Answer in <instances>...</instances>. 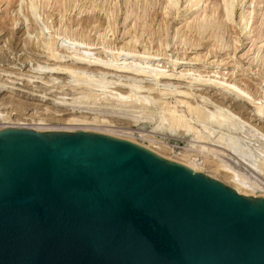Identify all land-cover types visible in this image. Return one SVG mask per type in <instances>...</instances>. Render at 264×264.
Returning <instances> with one entry per match:
<instances>
[{
	"label": "water",
	"instance_id": "1",
	"mask_svg": "<svg viewBox=\"0 0 264 264\" xmlns=\"http://www.w3.org/2000/svg\"><path fill=\"white\" fill-rule=\"evenodd\" d=\"M0 264H264V196L105 133L0 128Z\"/></svg>",
	"mask_w": 264,
	"mask_h": 264
},
{
	"label": "rangeland",
	"instance_id": "2",
	"mask_svg": "<svg viewBox=\"0 0 264 264\" xmlns=\"http://www.w3.org/2000/svg\"><path fill=\"white\" fill-rule=\"evenodd\" d=\"M20 1L10 0L8 3L0 0V83L4 85L0 86V111L4 113L0 117V123L22 122L28 127L49 129L69 126L66 121L71 116L87 120L94 117H98V120L106 119L107 125H100L101 122L96 123L100 126L92 125L127 135L139 143L151 146L163 157L182 164L196 161L200 170L215 175L217 180L227 186L232 187L235 184L232 173H237L244 181H258L256 187H261L256 190L264 193V172L253 161L257 156H262L259 149L264 154V118L255 115L256 104L264 105V0H234L231 16L224 11L227 0H34V12L30 8L29 0ZM241 7L245 8L244 12L246 10L245 25L238 17ZM79 19L82 21L79 22ZM24 23L31 25L29 37ZM205 24L207 27L204 28ZM22 26L24 29H21ZM41 32H44V36ZM67 38L83 39L90 46L86 43L72 45V41L69 42ZM46 41L54 43V56H60L62 60L69 59L73 53L87 54L91 59L100 57L113 60L117 57L118 60L120 57L117 53H120L121 58L126 59H119L117 64H128L130 61L133 65L136 62H146L149 67L155 64L158 69L163 68L168 74L173 73V81L180 72L192 68L180 80L182 83L179 86L187 87L190 79L194 77L206 80L207 84L196 86L193 93H202L209 100L203 102L195 96L193 101L199 100L201 105L220 115L225 122L236 120L238 127L231 137L225 133H217V139L212 143H205L209 149H204L201 140L180 131L171 132L164 126L163 129L158 128L155 119L139 117L131 109L114 110L105 104L96 108L75 104L73 102L80 94L78 89L71 87L73 80L69 75L56 73L50 78L48 74L33 72L38 64L56 66V60L47 55L49 51L45 48ZM121 47L135 48L141 53L118 52ZM144 49L151 53L150 57L149 54L142 55ZM155 52L162 54L152 57ZM176 57L179 59L174 60ZM227 80L248 92L243 99L246 102L213 87L212 81H221L222 84ZM146 83L152 84L149 77L145 79ZM165 99L171 105L175 104L174 98ZM182 109L179 107V110ZM238 119L245 124L241 126ZM38 122L43 125H36ZM247 127L248 130H243ZM249 128L252 129L251 132L254 131L253 134L248 133ZM235 141L241 144L240 152L234 151L230 146ZM244 153L251 154L248 157L251 161L244 159L247 157Z\"/></svg>",
	"mask_w": 264,
	"mask_h": 264
},
{
	"label": "bare ground",
	"instance_id": "3",
	"mask_svg": "<svg viewBox=\"0 0 264 264\" xmlns=\"http://www.w3.org/2000/svg\"><path fill=\"white\" fill-rule=\"evenodd\" d=\"M6 1L8 3L10 2V0H6ZM29 1L31 2L30 8L32 7L31 8L32 12H34L33 6L35 5V2H34V0H29ZM169 1L172 2V0H169ZM188 1H190V0H188ZM23 2H25V1H23ZM167 2H166V4H169ZM233 3H234V0H229V1L227 0V2L225 3V5H224L225 10L224 9L223 10L226 11L225 12L226 15H230L232 13L233 10H231V7L233 8V6H234ZM173 4H174V2H173ZM36 6H37V4H36ZM36 6H35V8H36ZM244 9L245 8H242V10H240V12H238V17L240 18V20L243 23H244L245 19H247L246 18L247 16H245L246 10L244 12ZM21 11H22V9H21ZM81 21L79 19V22H81ZM89 21H88V23L91 24V21L90 22ZM14 22L17 24L16 21H14ZM76 22H78V21H76ZM86 22H84V23H86ZM93 22H96V21L93 20ZM99 23H101V22H99ZM253 23H254V21H253ZM82 24H83V22L81 23V26H82ZM245 24H247V23H244V25ZM24 25H25V23H24ZM84 25H86V24H84ZM100 25H102V24H100ZM30 26L27 24L25 25V28H26L25 31H26L27 37H29L28 35H29L30 29H31ZM88 26L89 25L87 24V27ZM209 26H210V24H208V28H209ZM18 27L20 29V26H18ZM203 27L204 28L207 27V24H205ZM16 29H17V26H16ZM21 29H24V26H22ZM39 30L41 31V29H39ZM201 31H202V29H201ZM41 33H42L41 35H43L44 32H41ZM80 34L81 33H79V35ZM41 35H39V36H41ZM28 39H30V38H28ZM67 39L69 40V42L72 41L73 44L70 43L72 45H74V43H76L75 46H78L79 44L86 43V42L82 41L83 39L82 40H77V39L75 40L74 38L73 39L67 38ZM196 41H198V40H196ZM196 41H195V43H196ZM51 42H47V46L45 48H47L49 51V54H47V55L50 58H53L54 60H56L55 61L56 66L55 65L43 66L41 64H38L35 66V70L33 69V72L34 73H41V74H48V75H50V78L52 77L51 75L56 74V73L69 75L73 80L71 82V84H72L71 87L73 89L76 88V90L78 89L79 94H80V96L76 99V101L73 102L75 104H84V105H88V106L94 107V108L99 107L102 104H105V105H108L109 107H111L112 109L114 108V110L115 109L120 110L123 108L124 109L128 108V110L131 109L136 114H138L139 117H149L150 119H155L156 124L158 125V128L163 129V126H164L166 129H168L171 132L180 131V132H182V134H185V133L190 134L191 137L193 136L196 140H201L202 144H204V147H202L204 149H206V148L209 149V147L206 146L205 143L206 142L212 143L214 141V139L216 138L217 133H219L218 135H221L220 133H225L226 135H228V137H231L238 127L237 126L238 124L236 125V120H231L230 122H228V121L225 122L222 120V117L220 115L216 114L213 111H210L209 109H207L206 107H204L203 105H201L198 102L199 100L203 101V102H205V100H207V101L209 100V98L205 97L202 93H196L197 91H195L193 93V90H196L195 89L196 86H200V87L202 85L205 86V84H207L205 82L206 80L204 81V80H201L202 78L198 79V78L194 77V78H191V79H193L194 82H192V80L190 79V81L188 82L189 85L187 87L186 86H183V87L179 86V84L182 83V82H180V80H182L183 76L185 74H188L187 72L191 71L192 68L187 70V71L180 72V74H178V76L176 77L177 79H175V81H173L174 79L171 78L172 76L173 77L175 76L173 73L168 74L167 72H165V70H163V68H162V70H160L157 68V65L155 67L154 66L155 64L153 65V67L147 66L148 64L146 65L145 64L146 62H144V64L136 62L133 65V63L132 64L130 63L131 61L128 64H126V62L123 61L125 63H119L118 62L119 64H117V61L119 59H122V60L126 59V58H124V59L121 58L122 54H120V53L119 54L117 53V56L120 57L118 60L116 59L117 58L116 55H115V57H116L115 59L106 60L105 58H100V57H94V59L93 58L91 59L90 57H87L88 56L87 54H77L76 55L75 53H73L72 56L70 55L69 59L62 60L60 58V56H58V57L56 55L54 56V53H55L54 48H53L54 43H51ZM27 44H30V43L27 42ZM86 44H89V43H86ZM197 44H198V42H197ZM89 46H90V44H89ZM118 52H121V53L122 52H129L131 54H132V52L141 53V52L137 51L135 48L131 49L128 47L127 48L121 47L118 50ZM69 53H72V52H69ZM143 53L149 54V57L151 56V53H149V51H147L145 49L143 50L142 55H144ZM161 54H156V52H155L152 54V57H156L157 55H161ZM138 56H139V54H138ZM177 59H179V58L176 57L174 60H177ZM67 61H69V62L67 63ZM120 62H122V61L120 60ZM140 62H142V61H140ZM137 63H138V65H136ZM189 75H191V74H189ZM148 77L152 81V84L151 83L145 84V79H147ZM54 79L56 80V78H54ZM207 81H209V80L207 79ZM148 82H149V80H148ZM209 82H211V81H209ZM220 82L217 83V82L212 81V83L214 84V86L213 85L212 86L214 88H218L220 91H222L225 94L230 93L235 99H237L239 101H244L243 99L245 96H247V93H248L245 91V89H242L236 83H231L230 81L228 82V80L226 82H222V84ZM220 85L223 87H221ZM0 86H4V85L0 83ZM7 87H8V85H7ZM9 88H11V87L9 86ZM198 90H199V88H198ZM105 95H107L106 98H105ZM167 97H168V99L174 98L175 104L171 105V103L165 99ZM193 97L198 98L199 100L193 101ZM102 100H103V103H102ZM244 102H246V101H244ZM254 104H255V102H254ZM179 107H181L183 109L179 110ZM0 109H1V107H0ZM255 109H256L255 115L259 118H264V105H262V103H260V104L257 103ZM228 113H230V112H228ZM3 116H4V113H2L0 111V117H3ZM234 117H235V119H237L236 116H234ZM224 119H225V117H224ZM100 122H101V124H100ZM237 122L240 123V125L245 124V123H242V121L239 122V119ZM66 123L69 126H62L63 128L62 127H60V128L49 127V129H42V128H39L38 126L28 127L25 125V123H22V122L0 123V128L23 127V128L32 129L34 131H36V130H38V131H57V130H59V131H78V129H81V130H87V131H92V132H96V133L101 132V133H105V134H108L110 136L117 137L120 139L124 138V139L130 140V141L138 144L139 146H145L149 149H152V151H154L155 153H157V154L159 153L158 151L153 149L151 146H149L143 142L139 143V142L127 137V135L126 136L120 135L119 133L117 134L116 132L108 130V128L107 129L104 127L99 128V127L92 125V124H96V123H99L100 125H107L108 121L106 119H99L98 120V117H94L91 120H87V118H81V119L78 118L77 119V117L74 118V116H73V118H72V116H71V118L67 119ZM67 124H65V125H67ZM36 125H43V123L38 122V123H36ZM100 125H97V126H100ZM240 125H239V127L241 128L242 125L241 126ZM248 127H247V129L243 128V130H248ZM45 128H47V127H45ZM250 128H253V127H250ZM251 130L252 129H250V131L248 133H250ZM253 132H251V133L253 134ZM248 133H247V135H248ZM255 134H256V132H255ZM256 135L258 136L259 134H256ZM244 137H246V136H244ZM250 137H252V135ZM220 138L223 139L222 136ZM224 138H225V136H224ZM195 139H194V141H195ZM231 139L234 140L235 137L231 138ZM239 139H241V138H239ZM223 142H225V141H223ZM227 143H229V142H227ZM244 144H245V142H244ZM230 146L236 152L239 151L240 148L242 149L241 144H239V142L231 143ZM253 148H255V147H253ZM246 149H245V151H246ZM254 150H256V149H254ZM249 151H247V152H249ZM258 151L261 153L262 156H257L258 158H256L255 160L253 159V161H255V163H256L255 166L259 165L258 167L260 168V170L262 172H264V154H262L260 149ZM214 152H217V151L214 150ZM247 152H245V153H247ZM263 153H264V149H263ZM221 154H223V153H221ZM159 155H160V153H159ZM242 155H243V153H242ZM246 155H247V157H245ZM249 155H251V154H249ZM249 155L245 154L244 159L248 161L250 158ZM254 156H256V155H254ZM249 161H251V159ZM183 165L184 166L186 165L195 171H199L205 175H208V176H211L212 178H215L214 177L215 175H211V173L209 174L207 172H203L202 170H200L199 166H197V164H196V161L195 162L194 161L193 162H185ZM222 167H224L223 164H222ZM222 167H220V168H222ZM258 167H257V169H258ZM224 168L226 169V167H224ZM240 178H241L240 175H238L237 173H232V180H233V182H235V184L232 185L233 189H235L237 192L241 193L242 195L264 196V193H262L263 192L262 190L261 191L256 190V188H257L256 186H258L257 180H256L257 181V183H256V182H252L255 180L244 181V179L241 180ZM260 187L261 186H259L257 189H259ZM262 188H263V186H262ZM249 192H251V193L247 194Z\"/></svg>",
	"mask_w": 264,
	"mask_h": 264
}]
</instances>
